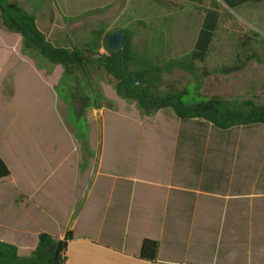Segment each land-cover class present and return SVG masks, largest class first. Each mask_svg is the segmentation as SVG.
Instances as JSON below:
<instances>
[{"label":"rangeland","instance_id":"374dc122","mask_svg":"<svg viewBox=\"0 0 264 264\" xmlns=\"http://www.w3.org/2000/svg\"><path fill=\"white\" fill-rule=\"evenodd\" d=\"M17 1L49 40L63 45L100 24L118 30L141 19L167 31L170 55L177 56L194 46L203 20V11L187 0ZM231 12L235 18L221 24L202 79L175 69L164 82L264 104V0ZM146 35L142 29L137 40ZM247 35L253 39L244 50L240 41ZM222 65L233 68L217 70ZM0 153L14 175L0 181V223L11 234L65 225L89 184L83 170L99 164L104 171L176 167L187 170L191 182V169L200 168L220 186L250 193L236 199L234 209L220 200L212 216L261 217L257 226L264 227V123L224 130L204 119H180L172 108L148 115L117 93L103 69L93 70L91 83L81 72L65 74L1 25Z\"/></svg>","mask_w":264,"mask_h":264},{"label":"crops","instance_id":"0c3cea01","mask_svg":"<svg viewBox=\"0 0 264 264\" xmlns=\"http://www.w3.org/2000/svg\"><path fill=\"white\" fill-rule=\"evenodd\" d=\"M191 172L193 182L187 170L176 167L86 168L89 184L65 225L34 231L21 227L11 234L0 223V240L16 244L19 254L28 256L41 232L63 239L71 230L66 264H264V227L257 226L261 217L211 215L220 200L234 209L235 200L250 193L236 192L231 183L222 187L216 175L200 168ZM13 177L11 170L0 181ZM18 191L28 200L24 189L18 186ZM202 208L207 215L199 214ZM145 238L159 243L155 260L140 257Z\"/></svg>","mask_w":264,"mask_h":264},{"label":"trees","instance_id":"16d2710c","mask_svg":"<svg viewBox=\"0 0 264 264\" xmlns=\"http://www.w3.org/2000/svg\"><path fill=\"white\" fill-rule=\"evenodd\" d=\"M203 11V20L194 46L177 56L170 55L171 44L167 31L156 24L138 19L123 29L125 46L112 51L107 37L116 29L108 30L103 24L93 27L88 36L72 45L55 44L38 27L34 14L17 0H0V25L20 34L24 47L38 53L48 61L60 64L65 74L83 73L93 80V70L103 69L117 93L135 100L148 115L160 109L172 108L183 120L204 119L220 129L264 123V104L242 96L233 98L217 94L204 95L197 86L178 87L167 85L164 74L183 69L194 75L198 83L207 70L218 30L223 22L234 19L231 10L261 0H187ZM142 29L147 32L142 42L137 40ZM253 38L246 36L240 46L247 49ZM222 65L217 70L232 69ZM192 86V87H193ZM71 106L73 103L71 100ZM11 170L0 155V178L9 176ZM72 238L69 230L63 239H56L48 232L39 234L38 244L28 256H21L16 244L0 240V264H66L67 245ZM157 240L145 238L140 257L155 260L158 254Z\"/></svg>","mask_w":264,"mask_h":264},{"label":"water","instance_id":"95a60500","mask_svg":"<svg viewBox=\"0 0 264 264\" xmlns=\"http://www.w3.org/2000/svg\"><path fill=\"white\" fill-rule=\"evenodd\" d=\"M126 31L123 29L115 30L107 37V44L112 51H119L125 46Z\"/></svg>","mask_w":264,"mask_h":264}]
</instances>
